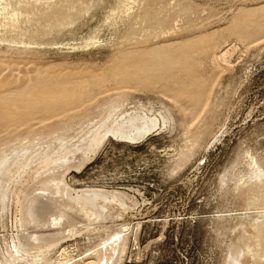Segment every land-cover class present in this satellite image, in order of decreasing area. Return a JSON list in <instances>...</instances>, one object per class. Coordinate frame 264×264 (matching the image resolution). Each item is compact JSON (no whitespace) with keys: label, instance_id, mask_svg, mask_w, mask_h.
Instances as JSON below:
<instances>
[{"label":"rangeland","instance_id":"rangeland-1","mask_svg":"<svg viewBox=\"0 0 264 264\" xmlns=\"http://www.w3.org/2000/svg\"><path fill=\"white\" fill-rule=\"evenodd\" d=\"M8 3L12 18L1 14ZM0 7V158L81 136L110 113L158 123L138 139L103 135L67 172L72 188L110 198L59 247L80 259L124 230L119 264H227L233 254L264 264V0ZM199 95L206 106L194 111ZM7 187L0 252L18 215ZM34 188L29 180L26 193Z\"/></svg>","mask_w":264,"mask_h":264},{"label":"bare ground","instance_id":"bare-ground-1","mask_svg":"<svg viewBox=\"0 0 264 264\" xmlns=\"http://www.w3.org/2000/svg\"><path fill=\"white\" fill-rule=\"evenodd\" d=\"M11 6V3L6 4L1 14L14 17L16 12ZM55 8L54 12L58 17L67 13L63 7ZM201 103L199 95L192 104V110L202 109L204 105ZM187 110L188 114L192 111L189 108ZM189 117L192 120L191 116ZM201 117L196 120L199 122ZM157 126V121L147 117L133 114L115 116L110 113L99 122V126H89L81 136L61 141L59 144L48 143L34 148L24 146L9 155L1 156L0 198L6 197L8 184H15L13 195L18 215L16 214L14 221L16 233L3 239L4 248L0 252V264H117L126 250L127 237H120L124 230L114 235L119 238L109 249L108 246L102 247L80 259L72 255L69 244L59 247L62 240L77 235L81 229H86L97 221L106 208L101 200L107 201L110 198L99 191H80L72 188L66 181V174L72 167L80 168L84 165L86 155L90 150L93 152L98 149L103 135L138 139ZM256 171H259V167ZM29 180H32L35 188L26 193ZM58 247L54 253L57 257L51 258L52 252ZM107 250L110 255H107ZM248 262L251 264L252 261ZM227 264H240V259L233 254Z\"/></svg>","mask_w":264,"mask_h":264}]
</instances>
